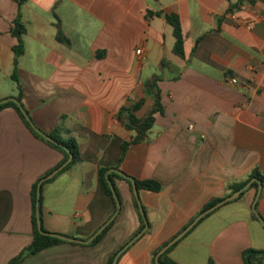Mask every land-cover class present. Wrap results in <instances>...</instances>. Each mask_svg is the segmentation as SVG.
Masks as SVG:
<instances>
[{
    "label": "crops",
    "instance_id": "obj_1",
    "mask_svg": "<svg viewBox=\"0 0 264 264\" xmlns=\"http://www.w3.org/2000/svg\"><path fill=\"white\" fill-rule=\"evenodd\" d=\"M18 1L0 0V100L16 96L10 79L15 72L33 124L50 133L64 116L62 125L77 139L81 157L43 184L44 230L90 238L114 213L98 171L117 168L161 185L158 192L138 191L147 225L116 260L151 264L152 252L210 199L224 197L230 184L253 171L264 173L263 2L23 0L19 6ZM157 11L178 16L183 58L173 53L172 27L153 14ZM18 14L25 33L14 65L17 39L10 31ZM153 75L161 78L163 113L155 115L147 138L122 156L121 145L134 132L116 113L142 99L136 115L145 114L153 100L144 83ZM61 159L13 108L0 109V264H10L31 242V187ZM115 186L120 209L97 243L55 244L18 264H107L140 226L131 186L121 179ZM256 193L247 187L202 217L167 257L176 264H243L245 249L264 251V227L252 217ZM255 210L264 220V187Z\"/></svg>",
    "mask_w": 264,
    "mask_h": 264
},
{
    "label": "trees",
    "instance_id": "obj_2",
    "mask_svg": "<svg viewBox=\"0 0 264 264\" xmlns=\"http://www.w3.org/2000/svg\"><path fill=\"white\" fill-rule=\"evenodd\" d=\"M242 0H239L238 3H240ZM264 3V0H259ZM23 0H19L18 4L19 6L22 4ZM236 3V4H238ZM150 13V12H149ZM155 16L161 17L167 24H169L172 27L173 30V37H174V45H173V53L183 58L184 52H183V46H184V34L181 29L180 21L177 15L175 14H167L163 11H157L153 13ZM11 34L17 39V44L13 46L12 51L14 53V65H16V58L22 54L23 52V43H22V36L25 33V26L20 20V15L18 14L15 19L12 22L11 27ZM201 39H197L196 44ZM194 49V48H193ZM160 67H162V63L160 64ZM11 81L14 82L17 94L15 97L7 98V100L0 104V109L5 107H11L13 108L16 113L18 114L19 118L25 125V127L31 132L33 136L44 142L49 147L55 149L62 155L61 161L52 168L49 172H47L43 177L39 178L31 187L30 195L32 200V211H31V225L33 230V237L31 242L19 253V255L13 259L10 264H18L20 261H22L25 257L28 255H31L37 251H40L46 247L59 244V243H84L87 242L89 245H93L97 243L102 236L105 234V232L110 227L113 218L117 215L119 209H120V196L117 191V188L115 186V179H121L126 181L132 188V182L130 180V177L120 171H118L117 168L109 169V168H100L98 171V179L101 189L104 191V193L109 196L113 202L114 205V213L113 216L94 234L91 235L90 238H87L86 240H77V242H71L67 241L65 239H62L61 237L69 238L65 235L59 234V233H50L43 229L41 224V189L44 183H47L51 180L45 179L49 174H51L54 170L61 167L64 163H66L69 159V161L58 171L63 172L68 170L73 164L80 162L81 157L79 154L78 149V142L77 139L71 134V131L69 129H66L63 127L62 122L64 120V116H61L59 119V123L55 127V129L50 133H44L41 130H39L31 121L28 112L24 108L21 97H22V88L20 80L17 78L15 72L10 76ZM161 80L159 75H153L149 77L145 83H144V91L147 95L152 97V105L150 108L145 112L144 115L138 117L136 115V112L141 108L143 104V100L140 99L138 101H135L131 103L129 106H122L116 113V118L120 122V124L128 131H133L134 136L129 141H124L121 145L122 150V156L125 154L127 148L135 143H138L142 140H145L147 138L148 132L153 126L155 122V115L156 114H162L163 113V106L160 102V91L158 88V82ZM1 101V100H0ZM251 179H257L258 182L264 187V173H260L258 171H253L244 181L242 182H236L229 185V193L226 194L224 197H213L210 199L200 210L199 213L205 211L206 209L214 206L218 202H220L222 199L227 197L228 195L232 194L233 192L241 189L243 186L249 183L248 188H256L258 187V183L255 181H251ZM41 182V185L39 187V194L37 195V188L38 183ZM133 182L135 183L137 191L139 190H146L151 192H158L161 190V185L151 179H143V180H137L133 179ZM244 192V191H243ZM241 192L240 195L243 194ZM134 206L137 211L140 226L138 231L133 235L131 240H133L139 233H141L145 228V223L143 221L142 215L140 213V207L141 210L144 213V209L141 205H138L135 196H134ZM36 213L39 215V222L41 229L46 233L42 234L37 229V217ZM207 214L205 215L208 216ZM253 219H257L256 214H252ZM204 218V217H203ZM201 218L200 220H202ZM200 220L198 222H200ZM192 221V220H191ZM73 239V238H72ZM130 240V241H131ZM171 240V239H170ZM169 241L165 242L160 247L156 248L152 254H151V264H156L154 261V258L156 254L164 247ZM173 246V245H172ZM172 246H170L167 250H165L158 258V261L162 264H176L174 263L170 258L167 257V254L171 250ZM123 248L120 247L117 251H115L109 258L107 264H112L116 254L121 251ZM241 260L243 264H264V251L263 250H257V249H245L241 253ZM207 264H214L212 260H209Z\"/></svg>",
    "mask_w": 264,
    "mask_h": 264
},
{
    "label": "water",
    "instance_id": "obj_3",
    "mask_svg": "<svg viewBox=\"0 0 264 264\" xmlns=\"http://www.w3.org/2000/svg\"><path fill=\"white\" fill-rule=\"evenodd\" d=\"M7 99H4V100H1L0 101V104L1 103H3V102H5ZM68 161H69V159H68ZM67 161V162H68ZM66 162V163H67ZM66 163H64L61 167H59L58 169H56V170H54L51 174H49L47 177H45L43 180H45V179H49V178H51L54 174H56ZM130 180H131V182H132V190H133V194H134V196H135V199H136V201H137V203H138V205H140V203H139V199H138V191H137V189H136V186H135V183L133 182V178H131L130 177ZM252 181H255V182H257L258 183V187H257V193H256V197H255V200H254V202H253V204H252V210H253V212L256 214V217H257V219L260 221V223L262 224V226L264 227V220L259 216V214L256 212V210H255V203H256V201H257V198H258V196H259V193H260V191H261V188H262V185L258 182V180L257 179H251V181L250 182H252ZM41 182H42V180L38 183V188H37V195L39 194V187H40V185H41ZM248 185H249V183L248 184H246L245 186H243L241 189H239V190H237V191H235V192H233L232 194H230V195H228L227 197H225L224 199H222L220 202H218L217 204H215L214 206H212V207H210V208H208V209H206L205 211H203V212H201V213H199L180 233H178L177 235H175L164 247H162V249L156 254V256H155V258H154V261H155V263L156 264H162V263H160L159 261H158V258H159V256L165 251V250H167L170 246H172L173 244H175L177 241H179L190 229H192L196 224H197V222L202 218V217H204L205 215H207V214H209L210 212H212V211H214L216 208H218L219 206H221V205H223L224 203H226V202H229V201H232V200H235V199H237L239 196H240V194H241V192H243L247 187H248ZM140 209V213H141V215H142V218H143V221H144V223H145V225H147V221H146V218H145V215H144V213H143V211L141 210V207L139 208ZM36 217H37V229H38V231L40 232V233H42V234H46L42 229H41V226H40V222H39V215H38V213H36ZM142 234V232L141 233H139L133 240H131V241H129L126 245H125V247L121 250V251H119L117 254H116V256H115V258H114V260H113V262H112V264H116V260H117V258H118V256L120 255V253L125 249V248H127L131 243H133V241L135 240V239H137L140 235ZM62 239H65V240H67V241H71V242H77V240H75V239H72V238H65V237H61ZM86 243V242H85Z\"/></svg>",
    "mask_w": 264,
    "mask_h": 264
},
{
    "label": "built area",
    "instance_id": "obj_4",
    "mask_svg": "<svg viewBox=\"0 0 264 264\" xmlns=\"http://www.w3.org/2000/svg\"><path fill=\"white\" fill-rule=\"evenodd\" d=\"M249 25H250V24H249ZM136 53H137V54H140V50H137ZM231 82H232V83H236V79H231Z\"/></svg>",
    "mask_w": 264,
    "mask_h": 264
},
{
    "label": "rangeland",
    "instance_id": "obj_5",
    "mask_svg": "<svg viewBox=\"0 0 264 264\" xmlns=\"http://www.w3.org/2000/svg\"><path fill=\"white\" fill-rule=\"evenodd\" d=\"M16 88V87H15ZM16 92H17V90H16Z\"/></svg>",
    "mask_w": 264,
    "mask_h": 264
}]
</instances>
